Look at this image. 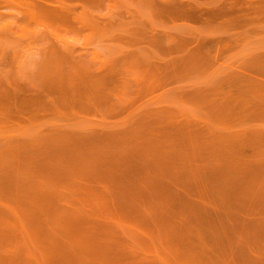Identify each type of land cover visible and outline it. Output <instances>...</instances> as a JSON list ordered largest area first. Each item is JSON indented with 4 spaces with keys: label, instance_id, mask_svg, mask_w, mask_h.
<instances>
[{
    "label": "rangeland",
    "instance_id": "374dc122",
    "mask_svg": "<svg viewBox=\"0 0 264 264\" xmlns=\"http://www.w3.org/2000/svg\"><path fill=\"white\" fill-rule=\"evenodd\" d=\"M0 264H264V0H0Z\"/></svg>",
    "mask_w": 264,
    "mask_h": 264
}]
</instances>
